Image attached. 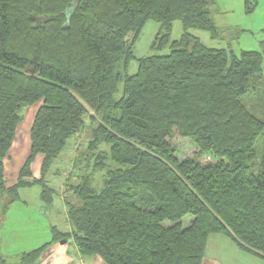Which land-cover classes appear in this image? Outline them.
<instances>
[{
    "label": "trees",
    "instance_id": "trees-1",
    "mask_svg": "<svg viewBox=\"0 0 264 264\" xmlns=\"http://www.w3.org/2000/svg\"><path fill=\"white\" fill-rule=\"evenodd\" d=\"M215 2L0 0V221L21 189L38 186L52 204L48 173L84 134L62 182L70 230L57 236L82 257L202 264L208 237L219 234L264 261V110L260 120L244 103L264 52L235 55L189 34L218 37ZM256 4L244 0L246 14ZM149 20L160 24L151 50L169 52L135 59ZM175 22L183 33L171 42ZM39 102L29 156L6 188L3 160L21 110ZM180 142L190 157L179 158L172 143ZM45 248L0 264H39Z\"/></svg>",
    "mask_w": 264,
    "mask_h": 264
},
{
    "label": "rangeland",
    "instance_id": "rangeland-1",
    "mask_svg": "<svg viewBox=\"0 0 264 264\" xmlns=\"http://www.w3.org/2000/svg\"><path fill=\"white\" fill-rule=\"evenodd\" d=\"M211 18L218 31V37L212 38L209 33L189 30V34L198 39L205 47L212 49H223L235 55L243 51L264 52V0H257L255 10L246 14L244 0H216L211 7ZM160 28V24L149 20L143 27L136 41L133 54L135 59L149 55H166L168 47L160 52L152 51L151 46ZM183 33L179 22L173 24L170 33V41L179 40ZM137 70L135 61L129 64L128 74L132 75ZM244 103L249 110L260 120H263L262 106L264 104V63L262 65V76L254 81V89L245 98ZM41 102L22 108L21 120L16 127L14 140L10 150L3 160V175L5 184H15L19 173L30 153V129L36 111ZM85 142V136L77 138L68 146L65 155L60 157L57 164H53L48 173V185L54 189L53 201L50 206L45 205L40 199L41 189L38 186L20 191V199L10 205L1 216L0 221V256L8 263H15L20 255L30 251L46 247L53 248L57 255V248L66 250L70 258L75 259L73 253L74 244L71 240H59L57 236L69 231L70 226L67 219V206L64 201V185L62 180L66 177L72 151ZM178 151L180 159L192 155L193 148L188 147L185 142L172 143ZM74 152V151H73ZM43 157L37 156L30 169L34 176H40L41 162ZM209 159L206 158L205 162ZM55 165L59 168L54 171ZM94 188L98 189L101 177H94ZM96 184L98 186H96ZM67 197L65 196V200ZM190 217L183 219V227H187ZM46 243V244H45ZM45 244V245H44ZM54 256V253L48 259ZM48 261V260H47ZM54 260L51 264L55 263ZM104 264V263H103Z\"/></svg>",
    "mask_w": 264,
    "mask_h": 264
},
{
    "label": "crops",
    "instance_id": "crops-1",
    "mask_svg": "<svg viewBox=\"0 0 264 264\" xmlns=\"http://www.w3.org/2000/svg\"><path fill=\"white\" fill-rule=\"evenodd\" d=\"M210 13H211V10H210ZM58 168L59 167L55 165L54 171H56ZM69 169L70 168L68 167V171ZM32 176L35 179L39 178V177L34 176L33 173H32ZM63 181L64 179L62 180V182ZM48 182L49 181H47V183ZM13 185L14 183L5 184V187L9 188ZM20 191H19V196H20ZM55 249L56 248L53 246V248L46 250L45 253L42 255L41 262H39V264H51L54 260L56 262L53 264H103L104 263L97 256L82 257L77 251V249L75 248V246H74V250L72 253L75 256L74 257L75 259L70 258L67 251L63 250L62 248L61 249L57 248L58 250L56 252L57 253L56 255L54 252ZM53 253H54V256L48 259L49 256H51ZM202 264H264V261L257 259L253 256H250L246 253H243L227 237L223 235H219V234H213V235H210L207 239V244H206Z\"/></svg>",
    "mask_w": 264,
    "mask_h": 264
},
{
    "label": "water",
    "instance_id": "water-1",
    "mask_svg": "<svg viewBox=\"0 0 264 264\" xmlns=\"http://www.w3.org/2000/svg\"><path fill=\"white\" fill-rule=\"evenodd\" d=\"M66 241H64V243H65Z\"/></svg>",
    "mask_w": 264,
    "mask_h": 264
}]
</instances>
